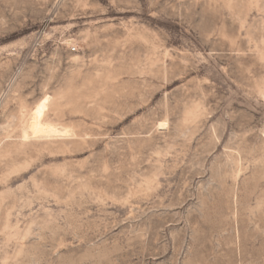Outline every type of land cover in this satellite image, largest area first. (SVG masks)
<instances>
[{
    "label": "rangeland",
    "instance_id": "1",
    "mask_svg": "<svg viewBox=\"0 0 264 264\" xmlns=\"http://www.w3.org/2000/svg\"><path fill=\"white\" fill-rule=\"evenodd\" d=\"M0 264H264V0H0Z\"/></svg>",
    "mask_w": 264,
    "mask_h": 264
},
{
    "label": "bare ground",
    "instance_id": "2",
    "mask_svg": "<svg viewBox=\"0 0 264 264\" xmlns=\"http://www.w3.org/2000/svg\"><path fill=\"white\" fill-rule=\"evenodd\" d=\"M27 130L30 132V135H32L34 137H36V136H48V137L49 136L50 137L51 136H65V135L69 134L68 133L69 131L67 128L44 121L43 120V113H42L40 107H37L34 110V112L31 114V120L29 121V124L27 126ZM26 134H25V137L30 136V135H26Z\"/></svg>",
    "mask_w": 264,
    "mask_h": 264
}]
</instances>
